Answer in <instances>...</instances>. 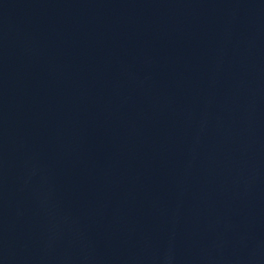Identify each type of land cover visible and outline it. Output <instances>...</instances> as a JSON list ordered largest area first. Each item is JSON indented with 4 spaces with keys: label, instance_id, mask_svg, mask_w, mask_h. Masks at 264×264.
<instances>
[{
    "label": "water",
    "instance_id": "obj_1",
    "mask_svg": "<svg viewBox=\"0 0 264 264\" xmlns=\"http://www.w3.org/2000/svg\"><path fill=\"white\" fill-rule=\"evenodd\" d=\"M0 264H264V0H0Z\"/></svg>",
    "mask_w": 264,
    "mask_h": 264
}]
</instances>
